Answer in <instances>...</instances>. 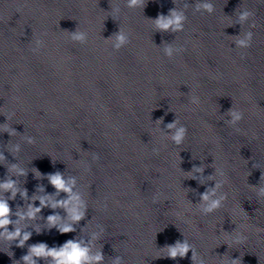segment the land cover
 I'll use <instances>...</instances> for the list:
<instances>
[{"label":"clouds","instance_id":"1","mask_svg":"<svg viewBox=\"0 0 264 264\" xmlns=\"http://www.w3.org/2000/svg\"><path fill=\"white\" fill-rule=\"evenodd\" d=\"M144 0H127V7L134 8L137 5L143 3ZM203 9L209 14L214 11V6L211 2H205L203 4L197 5V10ZM251 13L247 10L243 11L239 19L240 21H245L249 18ZM186 21V16L182 12H178L176 10H172L169 17L159 16L155 21L156 26L158 29L162 31H167L169 29L173 31H183L184 29V22ZM252 33L249 32L246 34L244 39L238 40L236 43L240 47H248L251 41ZM85 36L84 33H77L72 36L73 40L82 41L84 40ZM119 43L117 44V48L127 42V37L125 34H120L117 37ZM38 46L42 43L41 41L36 42ZM35 51V49H33ZM166 53L169 57L173 55V49L168 48ZM193 103H198L196 98H193ZM231 116L230 123L235 124L243 118V114L236 111H229ZM6 124V123H3ZM167 127L169 129L176 128L175 134L172 135L170 138L171 140L179 145L183 142L186 137L187 129L184 126H180L177 128L176 122L174 121L171 124H168ZM8 127H5L3 131H7ZM10 135L14 134L13 132L9 133ZM30 143L33 141H29ZM16 151L19 150L18 146L15 149ZM5 159L3 153H0V161ZM15 167V166H14ZM20 174L23 175V171L20 170ZM49 182L57 189V191H64V192H71V188L66 183L64 177L60 173L51 174L49 175ZM0 191H10L11 196L9 199H14L16 195L15 189V181L12 179H6L3 182H0ZM264 191V189H262ZM22 196H27V191L25 190L24 193L21 194ZM226 199V196L222 195L218 199L211 200L207 207L205 208L206 212H213L219 209L222 206V202ZM203 200L209 201V196L205 194L203 196ZM60 206H64L68 213L70 214L71 220L74 222H79L83 218V212L80 211V202L78 196H71L69 201H61L59 202ZM40 205L45 206V201L43 199L40 200ZM53 207H56L57 204H53ZM41 211L40 207H33L30 205L29 211L27 212V218H34L37 213ZM12 214V209L8 203L7 199L0 198V236H4L6 239L12 241L18 239L17 247H23L24 243L30 238L31 233L29 232H22L21 229L17 228L13 232H8L6 226L12 223L10 216ZM24 219V216L20 217ZM58 217L56 215H52L48 217V221L52 226H56ZM60 231L63 233H68L73 231L71 225H65L60 228ZM239 241H243L246 239L244 236H240ZM192 248L191 245L188 243L179 244L177 243L176 246H172L168 250V258L176 259L179 257H184ZM89 249L81 247L78 243L69 240L63 248L60 249H47L46 245H34L31 246L30 253L22 257L25 264H36L34 257H51L54 258L53 264H87L89 260H95L97 262L103 259L102 254H97L95 256L88 255ZM196 253L193 251V260L197 264ZM240 259H231V264H239ZM198 264H205L204 260H199Z\"/></svg>","mask_w":264,"mask_h":264}]
</instances>
